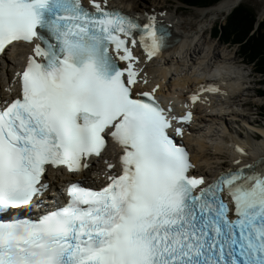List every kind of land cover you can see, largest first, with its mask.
<instances>
[{"label":"snow or ice","instance_id":"1","mask_svg":"<svg viewBox=\"0 0 264 264\" xmlns=\"http://www.w3.org/2000/svg\"><path fill=\"white\" fill-rule=\"evenodd\" d=\"M159 25L107 0H0V54L32 49L0 104V264H264V171L193 175L175 139L193 111L162 106L159 85L137 91L148 81L135 50L152 61L175 42ZM204 92L220 89L202 85L191 104ZM111 143L107 183L69 180L45 203L49 169L82 174Z\"/></svg>","mask_w":264,"mask_h":264},{"label":"bare ground","instance_id":"2","mask_svg":"<svg viewBox=\"0 0 264 264\" xmlns=\"http://www.w3.org/2000/svg\"><path fill=\"white\" fill-rule=\"evenodd\" d=\"M241 1L222 0L205 8L196 7L197 12L194 13L195 17L193 19L188 17L185 20H180L172 12L163 11L165 13L163 16L167 17L169 23L173 24L174 31L181 37V41L170 51L168 58H164L163 64L162 61H159V68H150L151 73L159 72L162 74L160 76L161 81L163 77L164 80L169 77L164 89H172L171 94L173 96L177 95V98H186L191 90L195 89L200 83L206 82L210 76V71L213 69L216 72L212 73V76L219 78L220 82L225 85L224 91L231 93L228 99L223 100L221 97H216L213 99L214 102L210 103V106L200 107L197 110L201 127L199 129L191 128L193 135L187 138L191 150L193 147L196 148L197 154L193 153L194 160L199 162V165L204 166V169L200 170L199 173H205L209 176H216L225 166H236L233 164L236 160L240 161V165L256 166L264 163V137L255 140L249 134L243 136L231 131L232 136H239L240 139L252 144V154L240 156L230 146V140L220 130L231 128L227 116H233L235 120H243L249 123L251 121L258 122L239 111L230 110L232 104L236 105L239 102L238 98L244 84L243 79L246 76L242 69L238 67L241 62L237 58L227 60L235 57L232 51L226 47L219 50L217 43L207 33L209 29L207 25L213 22L212 19H217L220 15L222 17L226 16ZM111 4L134 13H143L148 10L146 9V3L142 0H111ZM25 51L24 45L13 46L8 49L2 60L8 74L14 72L17 66L23 64L21 55L25 54ZM188 62L192 64L191 71H189L191 68L188 67ZM183 72L184 75H182ZM178 75L184 77L183 80H178ZM165 92L169 94L167 91ZM247 104H249L248 101L244 102V105ZM220 123L225 125L223 124L221 128L214 126L216 124L218 126ZM206 124H208L207 128H205ZM214 133L218 134L215 139L212 138L215 135ZM210 141L214 142L211 143ZM225 153H227L229 163L220 156Z\"/></svg>","mask_w":264,"mask_h":264},{"label":"trees","instance_id":"3","mask_svg":"<svg viewBox=\"0 0 264 264\" xmlns=\"http://www.w3.org/2000/svg\"><path fill=\"white\" fill-rule=\"evenodd\" d=\"M192 6H211L220 0H182ZM227 22L216 32L220 40L229 44H238L240 55L251 63L264 77V20L247 5H237L226 17ZM264 94V90H263Z\"/></svg>","mask_w":264,"mask_h":264},{"label":"rangeland","instance_id":"4","mask_svg":"<svg viewBox=\"0 0 264 264\" xmlns=\"http://www.w3.org/2000/svg\"><path fill=\"white\" fill-rule=\"evenodd\" d=\"M142 1L144 3H146V6H151V5L158 6L159 5L160 7H166L168 9H171V11H175L176 8H179V12L177 13V15L179 16V19H181V20H185L188 17L190 19H193L195 17L194 13L197 12V8L195 6L190 7V8H187V7L184 8V6L181 3H179L177 0H142ZM220 1H222V0H220ZM241 3H244L245 5H247L252 11L257 12L258 18L260 19V21L264 20V0H242L239 4H241ZM239 4H237V5H239ZM205 7L206 6H204L203 8H205ZM226 17L227 16L222 17V15H220L219 18L212 19L213 22L207 25V27L209 28L207 33L210 34V37L217 43L219 50H221L222 47H226L228 50L232 51V53L235 55V57H232V58L227 59V60L237 58L240 61L241 59L238 55V54H240V47L238 46V44H235V45L226 44L222 40H220L218 38V36H216L217 35L216 32L220 29V26L226 24V22H227ZM239 67H240V69H244L243 72L247 76L246 77L247 79H245L246 82L242 88L241 96L239 97V102H242V101L245 102L247 100H249L250 102L248 105H244V106H242L243 105L242 103L238 102L235 106H232L233 109L240 111L244 115L245 114H252V112H254L256 109H258L259 106H261V108H262L261 111H264V96L263 95L259 96L258 94L255 93V89L259 88V86L254 83L257 80L261 79L260 78L261 76L259 77L255 73L248 76V74L253 70L252 65L248 66V65H244L243 63H240ZM262 79H264V77ZM248 86H251V87L248 88ZM263 88H264V85H263ZM253 116H255V115H253ZM258 120L261 122V124H264V116H261ZM239 127H240V129L237 130V132L243 131L242 126H239ZM226 156H227V154H224V155H222V158L227 159Z\"/></svg>","mask_w":264,"mask_h":264}]
</instances>
